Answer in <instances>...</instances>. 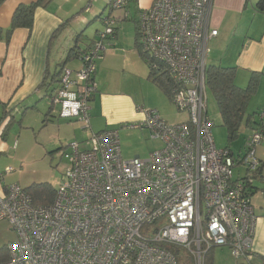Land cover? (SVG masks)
<instances>
[{"label":"built area","instance_id":"obj_1","mask_svg":"<svg viewBox=\"0 0 264 264\" xmlns=\"http://www.w3.org/2000/svg\"><path fill=\"white\" fill-rule=\"evenodd\" d=\"M130 1L106 4L111 12ZM211 3L154 0L139 12V52L151 73L167 77L169 99L187 115L168 123L147 109L141 121L129 124L162 143L144 159L122 157L116 129L90 127L96 63L117 22L110 13L100 17L102 29L79 55V66L62 67L48 96L59 117L79 121L89 135L58 149L68 165L51 203L35 204L17 184L0 189V220L16 234L7 245L8 260L0 264H179L171 246L194 264H203L216 246H228L237 260H251L255 148L264 128L253 129L236 156L214 142L205 76L208 41L217 34L209 27ZM12 171H0V182Z\"/></svg>","mask_w":264,"mask_h":264},{"label":"crops","instance_id":"obj_2","mask_svg":"<svg viewBox=\"0 0 264 264\" xmlns=\"http://www.w3.org/2000/svg\"><path fill=\"white\" fill-rule=\"evenodd\" d=\"M35 1L4 0L0 5V29L9 27L19 4ZM153 1H130L135 3L137 18L134 31L126 33L124 38L123 18L127 17L126 11L130 10L131 3L123 10L109 11L117 22L114 37L106 41L105 52L96 63V92L88 102L93 132L115 129L122 122L132 124L145 117V110L137 104L132 93L137 81L151 86L155 92L154 88H157L159 98L154 105L160 109L164 104L161 89L148 77L147 63L137 43L139 12L150 7ZM256 2L212 0L209 15V27L216 29L217 34L208 41V57L211 56L212 62L207 59V63L234 67V83L239 87L247 85L253 72L257 76V86L247 106L250 109L251 104L252 111L247 109V113H255L251 119L260 125L252 128L242 124L240 129L246 131V138L253 129L264 128V12L256 9ZM106 6V0H48L45 6L35 9L31 29L16 28L7 44L0 39V171L17 162L15 135H19L22 128L34 131V124L40 119L49 124L48 130L55 128L50 136L55 138L47 142L42 140L38 145L44 153L78 142L76 138L83 132L88 137L89 131L79 121L59 117L57 111L50 108L48 96L59 85L62 67L76 69L79 66V55L102 29L100 17ZM64 55L65 61L56 69V61ZM66 59H69L67 63ZM16 122L20 125L18 129L14 127ZM17 130L19 132L16 133ZM255 155L259 160V170L254 175L256 192L252 196V204L257 222L253 256L247 262L259 264L264 261V199L261 194H264V139L256 146ZM236 171L241 170L238 167ZM6 176L0 182V189L9 185L4 182Z\"/></svg>","mask_w":264,"mask_h":264},{"label":"rangeland","instance_id":"obj_3","mask_svg":"<svg viewBox=\"0 0 264 264\" xmlns=\"http://www.w3.org/2000/svg\"><path fill=\"white\" fill-rule=\"evenodd\" d=\"M130 3V10L128 11V13L126 11L127 17L123 18V38L127 36L126 33L132 32L135 29L137 11L135 8V3ZM109 11V7L106 6L103 15H110ZM96 23L97 22L94 21V24ZM99 25L102 28L101 23H99ZM91 28H94V26H92ZM91 28L89 30H91ZM64 58L65 55L56 61V69H59V66L65 61ZM207 59L209 60V62H212L211 56ZM68 61L69 59H66V63ZM70 61L75 62V60L73 59H70ZM147 68L149 70L148 65ZM142 84V81H137V84L134 86V89L132 91L134 96H136L135 99L137 100V104L142 107V110L157 109L160 116L169 123H177L186 120L187 115L183 112L178 111L177 106L162 90H160V92L161 96L165 99V101L163 99L164 104L160 107V109L157 105H154L158 102L159 98V92L157 91V88H154L156 90L155 92L151 86H144ZM136 93L139 95H137ZM206 99L207 114L211 121L214 123L212 134L215 144L218 147L228 146L235 156L239 153H242L246 139V131L241 128L238 131V135L231 141H228L227 130L222 122L221 114L218 110L215 98L212 92L207 88ZM249 108L250 109L247 108L248 111H252L251 104H249ZM129 124H131V122H122V124L115 128L118 131L121 155L124 159H130L134 156H139L140 158L144 159L151 151L159 149L162 146L161 141L150 137L148 129L133 128L130 127ZM14 127L16 129L20 128L18 122H16ZM34 128V131H32L30 128H22L21 133L19 135H15L13 141L16 140L17 142V162L14 163L15 165L11 164L12 168H14V171L11 172L10 175L8 174V176L5 177L4 182L7 184H17L23 189H26L33 183L46 182L56 188L58 182L62 178L64 170L68 165L67 160L65 157H60L57 154L58 150H51L48 151V153H44L42 148L38 146L39 143L42 142V140L47 142L48 140H50V138H55L50 137L55 132L54 127L48 130L49 124L46 125L45 121L43 122L40 119L38 123L34 124ZM17 132H19V130H17L16 133ZM86 138V132H83L82 135L76 138V141L83 143ZM15 239L16 234L11 229L9 223L6 220H0V258L4 256L6 252H8V250H5L7 249V245L10 242L15 241ZM205 257L206 255H204V260ZM207 260H209V264H256L254 262L248 263L247 260L242 261L241 259H235L232 256L228 246H216L212 248L207 256ZM259 264H264V261L261 260Z\"/></svg>","mask_w":264,"mask_h":264},{"label":"trees","instance_id":"obj_4","mask_svg":"<svg viewBox=\"0 0 264 264\" xmlns=\"http://www.w3.org/2000/svg\"><path fill=\"white\" fill-rule=\"evenodd\" d=\"M48 0H36L32 3L19 4L12 15L10 25L7 29H0V39L9 43L12 32L16 28L31 29L34 22V12L38 6H45ZM4 0H0V5ZM255 7L258 11L264 12V0H257ZM73 50V49H72ZM234 67H223L208 64L206 66V88L209 89L216 101L218 110L221 114L222 122L227 130V140L231 141L238 135L242 124L254 128L260 125V122L251 119L255 113H247V106L251 95L257 86V76L253 72L246 86L239 87L234 83ZM165 94L168 95L169 83L166 76H156L149 71L148 76ZM257 114V113H256ZM228 147V146H225ZM229 148V147H228ZM257 169L256 173L258 172ZM35 204L51 203L54 197L55 188L49 183H33L26 188ZM7 251V249H5ZM170 250L176 255L179 264H194L188 255H184L178 247L171 246ZM208 250L203 259V264H209L207 256ZM9 254L5 253L0 258V262L8 260Z\"/></svg>","mask_w":264,"mask_h":264}]
</instances>
